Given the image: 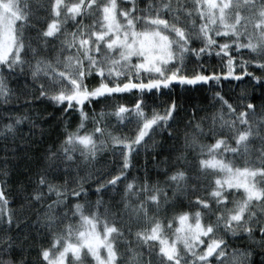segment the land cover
Masks as SVG:
<instances>
[{"label": "snow or ice", "instance_id": "6c2138e0", "mask_svg": "<svg viewBox=\"0 0 264 264\" xmlns=\"http://www.w3.org/2000/svg\"><path fill=\"white\" fill-rule=\"evenodd\" d=\"M0 109V264H264V0H0Z\"/></svg>", "mask_w": 264, "mask_h": 264}, {"label": "trees", "instance_id": "16d2710c", "mask_svg": "<svg viewBox=\"0 0 264 264\" xmlns=\"http://www.w3.org/2000/svg\"><path fill=\"white\" fill-rule=\"evenodd\" d=\"M205 59L207 60L208 58L205 57ZM208 63H209V66H215L217 70L219 69V63H218V60L215 58V56H213L211 60L208 61ZM192 69H193V66L189 65V71H192ZM256 74L259 75L260 73L257 72ZM22 81H23V77H21L19 80L15 78H11L10 86H12L13 88H16L22 83ZM237 85H238V82L236 81H233L230 85L226 84L224 88V92L228 96L234 98L235 95L239 93V87ZM164 91L168 93L169 95H171L177 101L178 104L183 105L185 109L191 110V108L193 107H206L208 108L209 111H211V108L208 107V102H209L211 93L207 91V85H205L202 88L200 86L175 85V87L166 89ZM256 95H258V93ZM168 98H169L168 95L161 96L159 93H157L155 97L149 95L146 98L149 111L151 110L152 107H157L162 110L164 103L168 100ZM135 99H136L135 96L128 94V93L116 94V99H110L106 103L109 106H114L117 103H123V104L131 106V104L134 103ZM254 102L259 104L260 100L256 99ZM97 111H99V106H97ZM2 114H3V111L2 109H0V115ZM73 119H75V117H73ZM132 127L133 126L131 125L127 127L120 126L118 130L122 131L123 134H131ZM45 128H47V125H45ZM56 134L57 133L54 129L51 130L50 135L47 137V141L54 139ZM140 159L142 162V158ZM24 164H25V160L21 158L18 164L16 165L17 170H16V173L13 179L23 177V167L22 166ZM132 174L133 175L136 174L135 169L132 170ZM93 199H95V197H93Z\"/></svg>", "mask_w": 264, "mask_h": 264}]
</instances>
